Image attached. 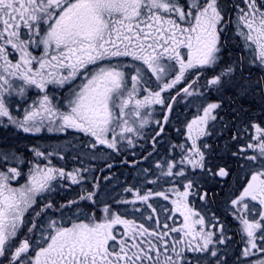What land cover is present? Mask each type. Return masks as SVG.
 I'll return each mask as SVG.
<instances>
[{"label": "snow or ice", "instance_id": "obj_1", "mask_svg": "<svg viewBox=\"0 0 264 264\" xmlns=\"http://www.w3.org/2000/svg\"><path fill=\"white\" fill-rule=\"evenodd\" d=\"M0 129L73 136L0 142V264H264V0H0Z\"/></svg>", "mask_w": 264, "mask_h": 264}, {"label": "flooded vegetation", "instance_id": "obj_2", "mask_svg": "<svg viewBox=\"0 0 264 264\" xmlns=\"http://www.w3.org/2000/svg\"><path fill=\"white\" fill-rule=\"evenodd\" d=\"M160 114V107L156 106V112L155 115H159ZM2 129H0V142H9L12 144H15L18 146V138L17 135H28V139H29V145L33 144L31 142V137L32 138H36V137H43V139H47L49 135H59V136H64L65 134L62 133H48V132H42L40 134H37L36 136H30V134H24L22 132H16L15 130L12 133L9 132H3L1 133ZM46 136V137H45ZM69 138H73L72 135H68ZM34 144H38V143H34ZM39 145V144H38ZM147 146V145H146ZM44 148V147H41ZM128 159H130L131 157H126ZM53 163L56 164L57 166H61V165H66L68 168H71L74 166L72 160L69 158L67 161H63V160H58L55 159L53 160ZM113 163L115 164L114 168L111 170V172H109L104 166H105V162H101V163H97L95 165L99 166L98 169H104L103 172L100 171H96V173L94 172V175H96L97 177H103L105 175H110L113 177V181H118V180H125L126 181H130L131 177L135 175V172L133 171V169L130 166H124L122 164L119 163V159H117L116 161H113ZM122 170V171H119ZM64 195H68L69 197L72 195V193H66ZM59 198V197H58Z\"/></svg>", "mask_w": 264, "mask_h": 264}, {"label": "rangeland", "instance_id": "obj_3", "mask_svg": "<svg viewBox=\"0 0 264 264\" xmlns=\"http://www.w3.org/2000/svg\"><path fill=\"white\" fill-rule=\"evenodd\" d=\"M14 130H2L1 133L3 132H9V133H12ZM31 142L34 144V143H37L38 142V139L37 138H32L31 137ZM70 141H73V138H69L68 135H64V136H59V135H49L47 139H44L43 142H41V145H43L44 148H55V147H59V146H62V145H65L67 143H69ZM107 159V157H103L97 161H94L93 164H94V167L95 168H98L99 166L95 165L97 163H101V162H105ZM119 171H122V170H119ZM98 172V171H97ZM96 173V171H95ZM125 183V180H118V181H113V185L117 184V183Z\"/></svg>", "mask_w": 264, "mask_h": 264}, {"label": "trees", "instance_id": "obj_4", "mask_svg": "<svg viewBox=\"0 0 264 264\" xmlns=\"http://www.w3.org/2000/svg\"><path fill=\"white\" fill-rule=\"evenodd\" d=\"M28 137H29L28 135H17V138H18V146L21 147V148H23L25 145H29V139H28ZM43 137L42 138L41 137H36V138L39 139L37 143L39 144L40 147H43V145H41V142H43L42 140H44Z\"/></svg>", "mask_w": 264, "mask_h": 264}]
</instances>
